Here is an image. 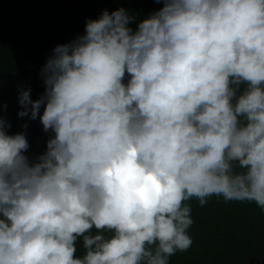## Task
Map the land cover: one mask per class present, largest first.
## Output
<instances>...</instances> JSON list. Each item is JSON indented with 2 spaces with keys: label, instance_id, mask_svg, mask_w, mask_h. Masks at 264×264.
Returning <instances> with one entry per match:
<instances>
[{
  "label": "clouds",
  "instance_id": "obj_1",
  "mask_svg": "<svg viewBox=\"0 0 264 264\" xmlns=\"http://www.w3.org/2000/svg\"><path fill=\"white\" fill-rule=\"evenodd\" d=\"M158 2L88 19L43 94L20 90L54 133L42 154L0 115V264H168L192 245L187 201L264 211V0Z\"/></svg>",
  "mask_w": 264,
  "mask_h": 264
},
{
  "label": "trees",
  "instance_id": "obj_2",
  "mask_svg": "<svg viewBox=\"0 0 264 264\" xmlns=\"http://www.w3.org/2000/svg\"><path fill=\"white\" fill-rule=\"evenodd\" d=\"M160 7L158 0H0V115L11 125L8 134H25L30 160L45 151L54 133L43 130L39 117L18 115L19 92L30 89L34 100L43 94L41 70L53 48L84 34L86 21L103 10L124 8L142 20ZM186 203L192 208V245L168 264H257L264 258V211L254 202L211 196L203 206L195 198ZM82 254L78 241L77 255Z\"/></svg>",
  "mask_w": 264,
  "mask_h": 264
},
{
  "label": "water",
  "instance_id": "obj_3",
  "mask_svg": "<svg viewBox=\"0 0 264 264\" xmlns=\"http://www.w3.org/2000/svg\"><path fill=\"white\" fill-rule=\"evenodd\" d=\"M252 262H253V260L251 259L250 264H252ZM256 262H257V264H263L264 263V258L261 260V262H258V261H256Z\"/></svg>",
  "mask_w": 264,
  "mask_h": 264
}]
</instances>
